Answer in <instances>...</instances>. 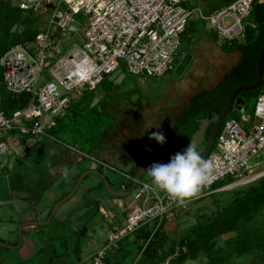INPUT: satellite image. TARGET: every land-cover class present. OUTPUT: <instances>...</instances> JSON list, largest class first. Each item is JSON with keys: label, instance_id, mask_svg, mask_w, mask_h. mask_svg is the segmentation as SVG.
I'll return each mask as SVG.
<instances>
[{"label": "rangeland", "instance_id": "obj_1", "mask_svg": "<svg viewBox=\"0 0 264 264\" xmlns=\"http://www.w3.org/2000/svg\"><path fill=\"white\" fill-rule=\"evenodd\" d=\"M227 1L189 0L186 5L189 8L201 7L204 12L210 13L216 9L226 7L228 5ZM34 14L40 18L38 25L41 30L46 25V18L45 16L41 17L37 13ZM75 19L76 22L68 29L69 34L66 35L65 50L71 48L75 42L82 43L84 41L82 34L87 18L80 14L76 15ZM244 22L246 32L248 30L252 32L258 27L254 15L247 17ZM22 28L20 25L9 26L7 22H1L0 46L7 45L14 40V33L19 32ZM243 41V39L238 40L239 43ZM222 45H225L229 49L234 45V42L228 43V41L219 36L216 30H210L205 20H195V24L190 27L183 38V44L177 56L174 70L162 76L150 78L132 75L126 71L125 67H121L107 77L105 83L98 88L99 91L97 90L98 92L95 94L92 105L94 106L96 104L104 111V113L100 114L101 116L96 111L86 110L83 115L84 117L81 118L82 124L76 126L72 116L74 113L73 106H77L79 102H81L79 104L83 105L86 97L81 101H74L68 111V117L61 119L58 126L49 131L52 139L45 138L41 140L43 142H38L36 139L27 136L10 139V142L8 141L10 152L0 154V174L5 173L4 170L6 168H10L14 171L20 169L25 172L30 171L36 175L45 169V167L47 169V167L53 166L54 157L57 154L55 150H58L59 146H63L69 147L70 149L78 148V151H80L79 154L84 156L85 160L81 162V165L77 163L79 168H99L110 179L113 188H120L123 184L129 182L122 173L134 167L135 161H130L129 165H125L122 158H107L109 164L120 170L113 171L104 167L101 164L102 158L96 151L108 135H110L107 139L108 144L120 143L126 151L130 149L132 152L133 150L137 152L139 148L151 149L157 151L159 155L169 161L172 155L180 152V150H176V141L173 143V148H171L162 146L154 139H150V137L154 132H162L167 137H170L172 131L168 132L167 129H170L168 126L171 123L170 119L172 115L171 112L167 111L166 106H183L193 94L201 89L213 88L221 80L223 75L231 70L238 59V55L236 52L223 53L220 49ZM194 47L197 50L193 49ZM65 50L63 53H65ZM193 54L195 56L191 61L190 58ZM199 54L201 59L202 55H205L206 57L204 59L207 60L211 56L212 60L207 63L204 60L199 61V58H196ZM183 62L184 70L181 69L182 71H178V67ZM205 76L208 78L206 79ZM111 79L115 82V90L108 93V91L106 92V88L110 86ZM49 80L50 76L45 71L41 79V84ZM263 90L264 86L256 90L257 93L249 98L239 95L238 98L242 99L249 106V109L243 111L235 105L229 117H235L241 120L242 116L246 115L252 118L258 95ZM88 92L85 95H89ZM81 120L78 121L76 119L75 121L78 124V122L81 123ZM210 122L211 120H206L203 129L193 137L200 152L206 145V134ZM10 134L5 133V136L8 137ZM174 136L173 139H178L179 137L176 133ZM113 140L117 142H113ZM28 145H31L32 148L27 154L25 149ZM165 145H167V142ZM39 151H42V154ZM77 164L75 163V167H72L70 171L63 170L59 174V177L56 178L55 183H52L54 188L64 189L65 196L73 190L77 182L74 179L80 171L78 170ZM66 171L67 175H65ZM233 179L232 177H227L217 182L213 188L219 187L222 183ZM141 180L152 185L147 171L144 172ZM102 183L104 181L99 176L88 175L73 198L70 201L68 200L70 203L68 202V205H65L58 212V215L54 216L52 223L37 226V228L40 227V231L37 233L35 232L37 229L33 226L26 227L22 231L21 236L23 240L25 239V242L27 241V237L36 236L40 243L38 249L32 255L25 257L24 248H21L23 244L16 249L0 245V264H79V257H81V261H84L90 255L100 250L111 230V214L125 216L128 209L134 203L132 194L126 195L125 197L114 196L105 190V184L102 188ZM255 183H232L225 188H220L218 191H213V196L210 194L208 196L205 195L206 197L202 199L191 200L187 204L186 209L180 207L179 215L167 223V225H170H168L170 228L166 230V233L169 236L172 235L170 239H178L191 234L196 226L212 223L217 215L222 212V207L227 206L236 197L237 193H241L249 185ZM88 186L93 190H87ZM44 187L42 189L40 188L36 193L35 200L39 207L45 203L48 205L53 204L48 194L50 187H46L47 190ZM204 193V190H200L195 196ZM17 194L22 195V192L19 191ZM80 198L82 199L81 202L79 201ZM97 203L103 207L105 212L98 210ZM54 206L52 208L49 206L48 208L42 207V209L49 213L50 211L52 212ZM67 206L72 209L68 217L64 216V214H67ZM8 207L7 203H0V217H7L8 214L14 216L16 214L14 207ZM11 208L12 210H10ZM106 213L109 215H106ZM64 217L65 219L62 220ZM117 220H119V217H117ZM4 221L6 222V220ZM61 222L64 223L61 224ZM245 222L243 221V223ZM85 226H87V233L84 236L79 235L80 228H84ZM243 226L239 230L229 231L216 238L214 247L211 248L210 253L214 257L224 258L225 261L222 264H264V240L259 237L260 231H264V206L257 211L254 218L247 220ZM1 227L4 228L2 229ZM19 227L16 228L13 225L8 228L0 225V240L11 246L19 245L21 237L18 232ZM46 237L48 240L45 239ZM244 240L250 243L245 252H240L243 249ZM78 245L80 249L77 254L76 248ZM132 246L135 247L132 244L130 248ZM160 254H164V252L160 251ZM197 256V260H187L184 264H207L211 260L208 252L205 251L198 253ZM131 261V259H127L124 264H131Z\"/></svg>", "mask_w": 264, "mask_h": 264}, {"label": "built area", "instance_id": "obj_2", "mask_svg": "<svg viewBox=\"0 0 264 264\" xmlns=\"http://www.w3.org/2000/svg\"><path fill=\"white\" fill-rule=\"evenodd\" d=\"M189 0H24L20 8L45 16L46 25L33 40L19 43L0 57L3 78L0 87L12 94H29L30 102L7 115L0 107V154L10 152L9 142L20 136L41 141L52 139L49 131L67 118L71 104L87 91H95L108 76L121 67L135 76L159 77L175 68L182 37L193 17L205 20L226 41L246 36L244 20L251 16L259 0H232L226 7L210 13L201 7L189 8ZM87 18L82 43L65 50L68 29L75 16ZM65 50V53L63 51ZM47 71L50 80L41 84ZM5 133H11L8 137ZM9 141V142H8ZM101 160V159H100ZM205 160L214 167L205 193L183 205L148 182L138 181L131 193L134 203L125 216L111 217L113 222L100 250L79 264H109L110 251L125 237L142 226L156 223V230L174 220L180 207L210 194L213 186L227 177L232 183L249 184L264 177V90L259 93L253 117L239 120L227 117L213 148ZM113 171V165L101 160ZM129 181L132 176L122 173ZM231 183V184H232ZM229 184V185H231ZM123 189L127 190L124 186ZM122 206V205H121ZM106 215H108L106 213ZM119 217V220H117ZM184 247L177 248L175 256ZM165 264H169L166 261Z\"/></svg>", "mask_w": 264, "mask_h": 264}, {"label": "trees", "instance_id": "obj_3", "mask_svg": "<svg viewBox=\"0 0 264 264\" xmlns=\"http://www.w3.org/2000/svg\"><path fill=\"white\" fill-rule=\"evenodd\" d=\"M22 1L24 0H0V23L7 22L9 26L20 25V27H23L22 30L14 33V40L7 45L0 46V57L11 47L19 43L33 40L36 34L40 31V26L38 25V22L40 21L39 16H35L32 11H23L19 6V3ZM231 1L232 0H228L227 4ZM251 15H254L258 24L257 29L252 32L251 30H248L244 41L241 43H239L238 40L228 41V43L234 42V45L229 49L225 45L220 46L223 53L228 54L237 52L238 59L234 66L230 71L223 75L221 80L213 88L202 89L193 94L181 115L175 119L174 127L169 129L172 133L175 130L177 134L183 136V138L177 143L178 150L182 151L188 146L194 135L201 130L204 120H211L206 134L207 143L212 127L218 117L225 110L233 90L240 84H254L258 80V62L264 45V0H259L254 4ZM2 78L3 70L0 67L1 81ZM114 88L113 85H110L106 88V92L108 91L109 93ZM88 93L89 95H84L82 97V99L86 97L84 101L85 104L83 103L82 105L79 104L81 103L79 102L77 103V106H73L74 113L72 116L76 126L82 124L81 118L84 117L83 115L86 110L96 111L99 115L104 113L99 106L96 104L94 106L92 105L97 90L89 91ZM256 93L257 91L254 90H242L240 95L249 98ZM30 99L31 96L29 94H12L8 92L4 86L0 89V107L7 115L12 114V112L18 108L25 107L30 102ZM82 99L78 101H81ZM76 119H78V121L81 120V123L78 122L77 124L75 121ZM31 148L32 146L28 145L25 152L28 154ZM39 152L42 154V151ZM157 157L163 158V156L158 153H152L133 160L134 158L124 154L121 158L125 165H129L130 161H135V166L124 171V173L134 177L137 169L144 162ZM115 168L120 170L117 167ZM80 175L76 177V180H78ZM123 176L126 177L125 175ZM107 179L111 186L110 179L108 177ZM232 182L233 180L222 183L221 186L215 187L213 190L227 186ZM254 182L256 183L249 185L246 190L237 193L236 197L227 206L222 207V212L217 215L212 223L196 226L191 234L178 239L171 238V240L170 236L166 233L165 224H162L156 230V223L150 222L134 233V242L129 243L128 238L130 235L122 239L119 242V246L109 252L106 261L109 264H124L127 259H131V264H165L166 261H169V264H184L187 260H197L198 253L205 251L208 252L209 257L211 258L207 264H222L225 261L224 258L214 257L210 253L211 248L214 247L216 238L229 231L243 228V225L247 220L254 218L257 211L264 206V177ZM104 184L105 183H102V188ZM125 184L121 186V191H125V189H123ZM212 193L213 192L210 194ZM211 196H213V194ZM96 205L98 210L101 211V205L98 203ZM53 220L54 217L52 221ZM52 221L50 223H52ZM243 221L246 222L243 223ZM63 223L64 222H61V224ZM110 223L112 229L113 222L110 221ZM248 228L250 229V227ZM244 231L247 232L246 230ZM86 233L87 226L80 228L78 234L84 236ZM259 235V237L264 240V231L261 230ZM45 239L48 240L47 237ZM249 243V241L244 240L243 249L240 252H245ZM132 244H134L135 247L132 246L130 248V245ZM178 247L181 249L186 247L187 251L181 250L180 254L175 256ZM41 249L43 250V248ZM79 249L80 247L78 245L76 248L77 254L79 253ZM160 251H163L164 254H160ZM172 257L175 258L173 259ZM79 259L81 260V257H79Z\"/></svg>", "mask_w": 264, "mask_h": 264}, {"label": "crops", "instance_id": "obj_4", "mask_svg": "<svg viewBox=\"0 0 264 264\" xmlns=\"http://www.w3.org/2000/svg\"><path fill=\"white\" fill-rule=\"evenodd\" d=\"M194 18V19H193ZM189 23V26H188V29L186 31V33L189 31L190 27H192V25L195 24V20H199L198 18L196 17H193ZM194 20V21H193ZM192 29V28H191ZM195 31V30H194ZM186 33L184 34V36L186 35ZM184 36L182 37V44H183V38ZM182 46V45H181ZM195 50H197V48H193ZM181 50V48H180ZM195 52V51H194ZM180 53V51H179ZM237 54V52H236ZM179 55V54H178ZM194 56L195 54H193V56L190 58V60L192 61L194 59ZM198 57L196 58H199L198 60L199 61H203L205 63L207 62H210L212 60V57L210 56V58H208L207 60L204 59L206 56L205 55H202V59L200 57V54L197 55ZM190 61V62H191ZM181 70V69H180ZM182 70H184V68H182ZM181 70V71H182ZM206 79L208 78L207 76H205ZM110 79V78H109ZM106 81V80H105ZM105 81L103 82V84L105 83ZM114 80H110V85H113L114 86ZM208 89V88H207ZM115 90V88L113 89ZM112 90V91H113ZM202 90V89H201ZM99 91V90H98ZM97 91V92H98ZM191 98V97H190ZM190 98L188 99V101L183 105V106H177V107H168L166 106L165 108L167 109L168 112H171V115H172V118L170 119V125L168 126L169 128H172L174 127V121L175 119L181 115V113L183 112V110L185 109L186 105L188 104ZM180 105V103H179ZM108 113V112H107ZM113 114V113H112ZM206 120H204L205 122ZM204 122L202 123V126H201V129H203L204 127ZM167 131L169 132V129H167ZM201 131V130H200ZM175 130L173 131V133H170V137H166V142H167V145H165V143L162 145V146H168V147H171L173 148V143L176 141V148H177V143L183 138L182 135H179L176 133V135H178V139H173V137H175ZM110 135H108L103 141H102V145L100 147L97 148V151L96 153L99 154L102 158V160H106L105 162H108L107 161V158H120L124 155V154H127L129 156H131L132 158L134 159H139V158H142L148 154H152V153H158L157 151H154V150H146V149H141L139 148L137 150V152L135 150H132L130 151V149H127V151L121 146V144L117 143V144H113V143H107L108 142V137ZM168 138H170V140H168ZM46 141V140H44ZM38 142H43V141H38ZM113 142H117L115 140H113ZM178 150V149H176ZM55 152L57 153L55 155V160H54V163H53V166L51 167H45V169H43L40 173L38 172L36 175H34L32 172L28 171V172H25V171H22V169L20 170H13V169H10V168H3L5 169L4 172L5 173H1L0 174V177L1 176H6V175H10V174H13V173H22L23 175V179H24V184H25V187L22 189V190H19L22 192V195H18L17 193H19V191H16V192H12L11 193V200H8V201H2L0 199V203H7V207L8 206H12L14 207V209L16 210V214L13 216L9 215L6 217V216H3V217H0V225H4L5 227H10V226H13L15 225L16 228L19 227L22 223L24 222H27V221H32V220H37V221H43V220H46V219H49L50 218V215H51V211L48 213V211L45 212V210L43 211L42 207H47L48 206L50 208H52L54 206L55 203L59 202L62 198L65 197L64 195V189L61 190L59 188H54L52 186V183H55V181L57 180L56 178L59 177V174L62 173L63 170H67V171H70L72 167H75V163L77 164H80L81 165V162L83 160H85L84 156L83 155H80L78 151V148H69V147H63V146H59L58 147V150H55ZM77 164V167H78V170L79 173L78 175L82 174L84 171L86 170H92L91 167H88V168H84V167H81L79 168ZM94 169V168H93ZM127 169V168H126ZM59 171V172H57ZM55 172V174H53ZM77 175V174H76ZM77 175V176H78ZM93 175V174H91ZM47 176V177H46ZM76 176V177H77ZM50 179V180H48ZM70 179H71V176H70ZM75 181H76V178L74 177ZM93 179V178H92ZM48 180V181H47ZM94 180V179H93ZM96 182V180H94ZM91 184V182H90ZM83 185V183L81 184ZM99 185V184H98ZM45 186V187H44ZM42 187L46 189V187H50V189L48 190V194H49V198L53 201V204L51 205H48L47 203H45L44 205H41V207H39V205L37 204L36 202V196H37V191ZM227 186H224L223 188H225ZM92 188H90V186L87 187V190H91ZM220 189V188H219ZM219 189H216L217 191ZM63 192V193H62ZM64 196H63V195ZM70 201V200H69ZM69 201H66L64 202L58 209L56 215H58V212L63 209V207L65 205H68V202ZM80 202L82 201V199L80 198L79 200ZM70 203V202H69ZM56 205V204H55ZM8 207V208H10ZM55 207V206H54ZM54 209V208H53ZM12 210V208L10 209ZM100 210H102V212L104 211L103 210V207L101 206ZM40 211V212H39ZM53 211V210H52ZM39 212V213H38ZM66 212L67 214H64V216H69L72 212V209L71 207L69 208L67 206V209H66ZM105 212V211H104ZM126 213V212H125ZM48 214V215H47ZM108 214V213H107ZM109 215V214H108ZM115 214H111V216H113ZM45 216V217H44ZM44 217V218H43ZM15 218V219H14ZM64 218H62V220H64ZM6 220V222L4 221ZM169 225V224H168ZM166 224V230L169 229L170 225L168 226ZM39 226V225H38ZM40 226H43V225H40ZM26 227H30V225H27L23 228V230L26 229ZM34 228H36L37 230L35 231L36 233L40 231V227L37 228V226H33ZM2 229L4 227H1ZM5 230V229H4ZM29 230V229H27ZM2 231V230H1ZM28 232V231H27ZM177 232V231H176ZM175 232V235L177 236V233ZM172 237V235H170ZM174 236V235H173ZM129 240V243H132L135 241V234H132L129 236L128 238ZM14 244V243H12ZM40 246V243L38 242L36 236H31V237H27V241L25 242V239H24V243L23 245L21 246V248H24V256L25 257H28L30 255H32L35 250L38 249V247ZM103 246V245H102ZM101 246V247H102ZM18 248V247H17ZM100 248V247H99ZM16 249V248H15ZM80 262V260H79Z\"/></svg>", "mask_w": 264, "mask_h": 264}, {"label": "water", "instance_id": "obj_5", "mask_svg": "<svg viewBox=\"0 0 264 264\" xmlns=\"http://www.w3.org/2000/svg\"><path fill=\"white\" fill-rule=\"evenodd\" d=\"M183 67H184V62L178 67L177 70L179 71ZM263 86H264V45H263L262 52L260 54V59L258 62V80L254 84H240L233 90L225 110L218 117V119L215 121V123L212 127V130L210 132L208 141H207L204 149L200 152L202 159H205L208 156L211 149L213 148L214 143L216 141V138L220 132V129L222 128L224 121L229 116L233 107L236 105L237 108L242 109L243 111H247L249 109V106L242 99L238 98L241 91L242 90H254V91H256V90H259L260 88H262ZM157 162L167 163L169 161L165 158L157 157V158L149 159L146 162H144L137 169L133 179L129 183L124 185V187L127 189L126 191H121L122 187L112 188L110 186V183H109L106 175L101 173L98 170L92 169V170L84 171L80 175L79 179L77 180L73 190L67 196H65L59 202L56 203V205H55V207H54V209L50 215V218L48 220H45V221L32 220V221H27V222L22 223L19 227V230H18L20 236L22 234L23 228L27 225H30V226L48 225L52 221L53 217L56 215L59 207L64 202L73 198V196L76 194V192L80 188L81 184L88 177V175H91V174L97 175L101 179H103L105 186H106L105 190L107 192H109L110 194H112L114 196H118V197H125L126 195H129L133 192V190L137 186L138 181L141 179L144 172H146L147 169L153 163H157ZM24 187H25V184H24V179H23L22 173H13L10 175L1 176L0 177V199L2 201L11 200V198H12L11 193L22 190ZM23 243H24V240H23L22 236L20 237V243L17 246H11L10 244L0 240V245L8 247V248H12V249L20 247Z\"/></svg>", "mask_w": 264, "mask_h": 264}, {"label": "clouds", "instance_id": "obj_6", "mask_svg": "<svg viewBox=\"0 0 264 264\" xmlns=\"http://www.w3.org/2000/svg\"><path fill=\"white\" fill-rule=\"evenodd\" d=\"M150 139L161 145L166 143L162 132L152 133ZM213 167V161L202 159L195 139H191L187 147L170 157L169 162L153 163L147 169V175L156 189L167 193L172 200L183 205L207 184Z\"/></svg>", "mask_w": 264, "mask_h": 264}, {"label": "flooded vegetation", "instance_id": "obj_7", "mask_svg": "<svg viewBox=\"0 0 264 264\" xmlns=\"http://www.w3.org/2000/svg\"><path fill=\"white\" fill-rule=\"evenodd\" d=\"M104 168V167H103ZM95 170H98V171H100L101 173H103V174H105V172H103L101 169H99V168H97V169H95ZM106 175V174H105ZM106 177H107V175H106ZM106 187V186H105ZM104 187V188H105ZM123 191V190H122Z\"/></svg>", "mask_w": 264, "mask_h": 264}]
</instances>
